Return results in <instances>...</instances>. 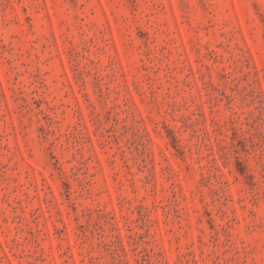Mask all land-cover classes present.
I'll use <instances>...</instances> for the list:
<instances>
[{"label": "rangeland", "instance_id": "obj_1", "mask_svg": "<svg viewBox=\"0 0 264 264\" xmlns=\"http://www.w3.org/2000/svg\"><path fill=\"white\" fill-rule=\"evenodd\" d=\"M0 264H264V0H0Z\"/></svg>", "mask_w": 264, "mask_h": 264}]
</instances>
